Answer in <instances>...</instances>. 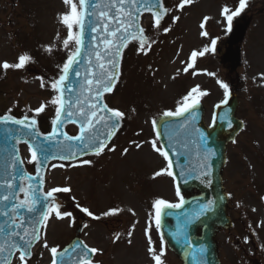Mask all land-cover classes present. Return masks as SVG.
I'll return each mask as SVG.
<instances>
[{
    "label": "rangeland",
    "instance_id": "374dc122",
    "mask_svg": "<svg viewBox=\"0 0 264 264\" xmlns=\"http://www.w3.org/2000/svg\"><path fill=\"white\" fill-rule=\"evenodd\" d=\"M237 3L238 0H193L183 10L173 8L159 30L145 20L146 31L155 43L147 54L138 52L137 45L126 51L119 84L107 97L111 108L126 114L122 129L109 145H115V151L105 149L100 156L86 159L92 161L89 165L80 161L51 166L47 188L70 189L61 194L73 204L72 216L61 219L55 213L49 215L29 264H51L52 256L44 241L49 248L60 249L77 227L81 228L83 243L99 250L92 264H152L145 235L150 222L149 234L154 245H160L155 221H150V214L154 216L152 205L158 198L179 202L173 177L166 173L154 176L166 168L167 161L151 147L150 142L156 139L152 120L166 110L175 111L181 98L199 85L201 91L207 92L200 102L205 109L204 122L209 125L213 106L225 99L218 81L226 83L228 90L235 88L236 116L243 127L235 142L226 145L221 171L232 226L219 230L214 239L225 264H253L256 254L264 255V0H248V7L234 18L242 15L248 21L238 44L240 63L231 67L221 59L229 31L220 11L225 4L234 8ZM168 6H172V0H168ZM64 9L62 0H0V61H14L20 50H28L34 57V62L23 70L0 69V113L11 108L15 113L36 114L31 110L53 97L48 81L67 57V50L55 40L58 31L66 36L57 19ZM172 14L180 17L175 23L170 19ZM205 16L210 19L201 29ZM163 27L170 31L163 32ZM203 30L208 37L200 35ZM211 39L217 41L215 51L193 60L192 51L203 50ZM50 44L56 47L47 53L42 46ZM189 64L193 66L184 71ZM41 79L45 87H41ZM53 110L54 106L48 104L44 112L36 115L48 116ZM131 141L141 143V148H135ZM124 148L129 152L122 155ZM24 151L29 161L30 154ZM77 203L96 215L113 207L122 211L94 220L77 208ZM129 231L131 244L127 242ZM115 233H120L121 239L113 243ZM164 248L166 264H181L165 244ZM257 262L264 264V260ZM13 264H19L18 259Z\"/></svg>",
    "mask_w": 264,
    "mask_h": 264
},
{
    "label": "snow or ice",
    "instance_id": "6c2138e0",
    "mask_svg": "<svg viewBox=\"0 0 264 264\" xmlns=\"http://www.w3.org/2000/svg\"><path fill=\"white\" fill-rule=\"evenodd\" d=\"M65 9L57 14L59 23L66 30V36H61L58 31L55 36V40L62 44L63 48L67 50V58L63 62L60 68V75L54 78L50 82V87L54 93L51 100L41 103L39 107L32 109L36 114H40L45 111L46 105L50 104L55 108V117L51 120L52 131L43 134L37 130V120L35 117H29L24 115L22 118H17L12 115V109L9 108L6 113L0 115V125H4V132L6 133V140H15L17 143L21 137L27 135L35 140L39 136H43L37 145H33L28 140L24 142L28 144V150L31 152L30 163H36L37 175L40 173V168L46 165V162L51 158H56L57 151H63L64 148L60 147L59 142L53 145L51 142L56 141L58 136H63L66 141L79 142L78 145H67L68 155H60L58 158L61 160L69 159L77 155V151L81 155H87L89 152L96 156H100L105 149L108 151H115V145L109 147L112 138L116 135V132L120 130L122 122L125 119V112L111 108L107 103L103 101L105 93H112L113 89L120 76V61L122 59V50L128 46L129 41H138V52H144L151 49V45L155 43L150 36L145 35V29L141 26L139 20L140 15L144 12L151 14V18L154 21L153 27L157 30L161 29L162 21L170 13H173V8L183 10L186 5H191L193 0H172V6L166 7L164 0H62ZM248 7V0H238L237 5L233 8L225 4L221 7L220 15L224 18L227 24V30L231 31L233 19L239 16ZM172 23H175L180 19L179 16L172 14L170 16ZM210 17H203V22L200 24V28L204 29L205 23ZM74 28L78 29L74 31ZM92 33H97L91 37L92 41H97L98 36L99 43L96 45V49H99L100 45H103V50H95V65H92L91 60L88 61L89 67H87L85 74L82 77V82L72 80L71 77H81V71L79 65H81V47L84 43V34L86 29H89ZM170 31L169 27H163V32ZM201 36L208 37L209 33L206 30L201 31ZM216 39H211L210 45H206L203 50H193L191 58L202 57L205 53L215 51ZM43 50L47 53H51L56 47L55 44L42 46ZM91 55V53H89ZM34 62V57L28 50H20L15 60L10 62L8 60L0 61V69L5 72L7 70H23L29 64ZM193 65L189 64L184 71H188ZM213 75L212 73H208ZM261 79H264V73L261 74ZM220 87L224 89L225 100L221 103H225L229 95L228 85L222 81H218ZM76 85L77 87H73ZM41 87H45V82L41 79ZM79 90V94L73 96V93ZM207 95V92L201 91L199 85L190 89L186 95L178 102L176 110H166L163 112L165 117H181L185 113H190L192 109L200 102V97ZM219 107V105H217ZM135 112V109H132ZM73 117H75L73 119ZM192 119H195L194 113ZM215 119V117H214ZM67 121L73 124H79V133L74 136H70L61 131V126ZM18 125L19 128H10L8 125ZM231 127V122L228 124ZM153 130L157 128V121L152 120ZM165 128L168 124L165 123ZM180 128H186V123H180ZM23 129L29 130L27 133ZM15 133V135H13ZM156 136L159 137L160 133L157 131ZM201 138L203 134L201 133ZM235 142V141H234ZM151 147L154 151L159 153L166 161L167 166L165 169H161L154 173V176H160L166 173L168 176L173 177L175 180L176 174L171 170L173 168V162L169 158V153L162 147H157L158 140L153 139ZM131 144L139 149L141 143L131 141ZM75 149V150H74ZM129 148H124L122 155L127 154ZM8 159L10 161L9 167L11 171L5 170L4 178L0 180V216L6 219L0 222V264H13L14 259H18L19 264H29L32 256V247L35 242L40 240L41 221H46L51 213H55L57 218H63L65 216L71 217V212H61L60 206L55 205V194L66 193L70 189L68 187H53L43 194V198L38 195V189L34 188L31 184L27 187L23 183L19 186V192L24 193V198L19 199L16 193L17 185L15 181L18 179L30 180V177L22 169H17L16 165H22L24 161L20 159L18 150L13 144L11 150L8 152ZM82 164L89 165L91 160H82ZM55 167V165H53ZM63 167V165H61ZM202 168H207V164L201 165ZM181 175H184L182 172ZM201 176L207 177V171H201ZM43 183L42 179L40 181ZM176 196L179 197L178 203H170L169 201L158 198L154 201L152 207L154 209V216L150 214V221L154 219L155 228L157 231L161 228V219L163 215H171L170 212H166L167 209H179L185 204L184 197L181 195L180 186L176 185ZM264 201V196L261 197ZM49 203L55 205L49 207ZM215 201L209 200L206 204L200 205V211L194 215V219H199L200 216L206 214L208 211L213 210ZM77 208L87 214L94 220H100L101 218H107L109 216H115L122 209L110 208L101 212L99 215L94 214L88 207H82L77 203ZM45 209H47L45 211ZM256 209H253L255 211ZM27 214V219H26ZM29 227L31 231H29ZM84 227H87L85 224ZM135 225H133V228ZM152 228L151 222L145 229V235L147 237L148 247L146 249L152 264H166L164 259V237L163 233H160V245H154V241L149 234ZM129 237L128 243L131 244L132 232L127 233ZM121 239L120 233L114 234L113 243ZM247 242V237L245 238ZM191 247V243L187 242ZM44 247L48 248L52 259L51 264H92V260L89 258V253L95 254L99 250L96 248H89L87 244L78 242L73 245L72 253H69V249L65 248L63 252L59 251V246H53L49 248L47 241H44ZM264 247V246H262ZM199 252L203 254L206 252V248L203 245L199 246ZM18 254V255H17ZM67 257V259H65ZM197 264H206V261L201 258L197 261Z\"/></svg>",
    "mask_w": 264,
    "mask_h": 264
},
{
    "label": "water",
    "instance_id": "95a60500",
    "mask_svg": "<svg viewBox=\"0 0 264 264\" xmlns=\"http://www.w3.org/2000/svg\"><path fill=\"white\" fill-rule=\"evenodd\" d=\"M164 3L165 6L168 7V0H164ZM145 17H151V14L144 12L142 15H140L139 22L142 27ZM166 19L167 16L165 17L164 21ZM164 21H162V24ZM77 30L78 29L75 28V31ZM93 35H97V33H92L90 28L86 29L84 34V43L81 47V65L77 66L81 71V77H75L73 75L71 77L72 80L82 82V77L85 74L87 67H89L88 61L91 60L92 65H95L96 63L95 50H103L102 44L100 45L99 49H96V45L99 43V39L102 38V34L101 36H98L97 41L91 40ZM145 35L149 36L146 31ZM134 44L139 45L138 41H129L128 46L122 50V59L120 61L119 67L120 75L124 54L126 50ZM89 53H91V55H89ZM60 70L52 79L57 78L60 75ZM52 79L48 81L49 84ZM119 79L116 85L118 84ZM73 87L77 86L73 85ZM78 94L79 90L77 89V91L73 93V96ZM109 94L110 93L104 94L103 101L105 103ZM218 105L219 107L216 105L213 109L212 123L208 127L205 126L203 122V107L200 103L196 105L190 113H185L184 116H160L156 119L157 128L155 133L157 131L160 133V136L157 138L161 143L162 148L167 150L169 153V158L173 162V168L171 170L176 174L175 183L176 185L177 183L179 184L181 194H183L185 200V204L182 208L165 210L166 212H170L171 215L162 216L160 233H163L164 242L166 243L167 247L181 260L182 264H197V261L201 258V256L206 261V264H218L219 262L216 256V244L213 240V237L219 227L228 228L231 225L226 214L227 195L223 191L220 173L225 163V146L229 141L234 139L235 135L242 127V122L235 117L237 100L232 92H229L225 103ZM193 113L195 115V119H192ZM24 115L36 118L37 130L39 133L46 134L52 131L51 120L55 117V113L53 116L47 119L45 124L36 114L25 113L15 116L17 118H22ZM74 118L75 117H73V119ZM229 121L231 122V127L228 126ZM182 122L187 124L186 128L179 127L180 123ZM165 123L168 124L167 128L164 127ZM8 127L19 128L20 126L9 124ZM69 128H73L75 131L70 133L68 131ZM23 131L27 133L29 130L23 129ZM61 131L67 133L70 136L77 135L79 133V124H73L65 121L61 126ZM118 132L119 131L116 132V135ZM201 133L203 134V138H201ZM13 135H15V133H13ZM115 136L112 138V140L115 138ZM5 137L6 133L4 132V125H0V180L4 178L6 168L8 171H11V168L9 167L10 161L8 159V152L11 150V146L13 144H15L19 157L22 159L21 148L25 147L28 149V144L24 142L25 140H28L34 146L43 140V136H39L33 140L30 136L25 135L21 137L20 141L17 143L15 140H6ZM57 142H59L60 147L64 148V150L57 151L56 158L49 159V161L46 162V165L40 168L39 175H37L36 163H32L30 168H28L25 163L22 165H16L17 169H22L30 177H32L30 180L21 181L18 179L15 181V184L17 185L16 193L19 199L24 198V193L19 192V186L21 183H23L25 187L31 184L34 188H37L38 195L43 198V194L47 192L45 188L47 170L53 162L71 164L81 159L96 156L91 152H89L87 155H81L77 151L76 156L61 160L58 158L60 155H68L65 146L69 144L75 146L78 145L79 142L66 141L62 135L58 136L56 141H52L51 143L55 145ZM203 164H207L208 167L202 168L201 165ZM201 171H207V177L201 176ZM182 172L184 175H181ZM41 179L43 183L40 182ZM2 191L3 190L0 189V194H2ZM209 200L215 201L213 210L208 211L206 214L200 216L199 219H194V215L200 211V205L206 204ZM55 205H59L60 211L62 212L69 207V200L56 193ZM55 205L49 203V207H54ZM46 210L47 209H45V211ZM5 219V217L0 216V222H3ZM43 223L44 221L42 220L40 225L41 230ZM29 231H31L30 227ZM79 232L80 230L77 229L75 232V237L70 242L69 246L66 247L69 249V253H71L73 256H75V253H72L73 245L81 242L79 239ZM39 241L35 242L31 249V259L33 257V249ZM187 242L191 243V247L188 246ZM200 245H203L206 248V252L203 254L199 252ZM89 258H92V253H89ZM65 259H67V257H65ZM69 264H71V262H69Z\"/></svg>",
    "mask_w": 264,
    "mask_h": 264
},
{
    "label": "trees",
    "instance_id": "16d2710c",
    "mask_svg": "<svg viewBox=\"0 0 264 264\" xmlns=\"http://www.w3.org/2000/svg\"><path fill=\"white\" fill-rule=\"evenodd\" d=\"M230 59L231 61H233V64L238 63V47L237 44L232 45L231 43L229 45L226 46L225 49V53L223 55V57H221L222 61H227V59ZM225 63H228L225 62ZM228 65H230L228 63Z\"/></svg>",
    "mask_w": 264,
    "mask_h": 264
},
{
    "label": "flooded vegetation",
    "instance_id": "af4514ba",
    "mask_svg": "<svg viewBox=\"0 0 264 264\" xmlns=\"http://www.w3.org/2000/svg\"><path fill=\"white\" fill-rule=\"evenodd\" d=\"M260 260L261 262H263V260H264V255H261V256H259L258 254H256V259H254V262H253V264H258V260ZM221 261H222V264H225V262L222 260V258H221Z\"/></svg>",
    "mask_w": 264,
    "mask_h": 264
}]
</instances>
